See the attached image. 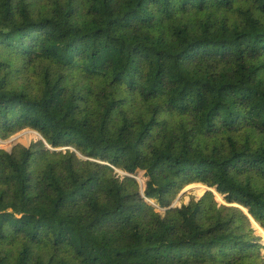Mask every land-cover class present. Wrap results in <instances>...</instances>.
Masks as SVG:
<instances>
[{"label":"trees","instance_id":"trees-1","mask_svg":"<svg viewBox=\"0 0 264 264\" xmlns=\"http://www.w3.org/2000/svg\"><path fill=\"white\" fill-rule=\"evenodd\" d=\"M25 129L0 264H264V0H0V139Z\"/></svg>","mask_w":264,"mask_h":264},{"label":"rangeland","instance_id":"rangeland-1","mask_svg":"<svg viewBox=\"0 0 264 264\" xmlns=\"http://www.w3.org/2000/svg\"><path fill=\"white\" fill-rule=\"evenodd\" d=\"M40 139H41V137H40V135H39L38 132H36L34 130H31V129H25V130H23V131L15 134V135H13L12 137H10L7 140L0 139L2 141H6L4 143H1L0 142V149H4V150L7 151L10 148H14V146H16L18 144H21L23 146H29L33 142L39 141ZM119 174L121 176H124V174L122 172H119ZM144 175H145V172L142 171V172L139 173V175L137 176V178H139L141 180V182L144 183V187H145V183H146L147 179L145 178ZM204 188H205V186H203L201 184H195V185L189 186V188H186L188 190L184 189V190H186V192L178 200V203H177L178 207H181L182 205L188 204L191 201V199H193V198L199 199L203 195V193H204ZM179 196L177 197V199L179 198ZM216 199H217V201L220 204H226V201L224 200V198L222 196H220L219 194L216 195ZM160 210L161 209L158 208V211H160ZM253 223H254L253 224V227H254V229L256 231V234L258 236L262 237V234H261V232L258 229V226L260 227V225H258L255 221H253ZM262 244H264V239L262 241Z\"/></svg>","mask_w":264,"mask_h":264},{"label":"water","instance_id":"water-1","mask_svg":"<svg viewBox=\"0 0 264 264\" xmlns=\"http://www.w3.org/2000/svg\"><path fill=\"white\" fill-rule=\"evenodd\" d=\"M13 140V139H12ZM0 142L1 143H4V142H6V141H2V140H0ZM26 147H30V145L29 146H26ZM12 149L13 148H10V149H8L7 151L8 152H12ZM137 180L139 181V183H140V185H141V188H142V192L145 190V187H144V183L143 182H141V180L139 179V178H137ZM195 185V184H194ZM189 188V187H188ZM191 188V187H190ZM193 188V187H192ZM186 190H188V189H186ZM186 190H184L181 194H180V196H179V198L176 200V202L174 203V204H172L171 205V207L169 208V209H171V208H176V207H178V205H177V203H178V200L180 199V197L186 192ZM207 190H210L209 188H207V187H205L204 188V193H203V195L207 192ZM212 191H214V190H212ZM214 193H215V191H214ZM216 194V193H215ZM202 195V196H203ZM217 195V194H216ZM201 196V197H202ZM200 197V198H201ZM189 204V203H188ZM245 210V212L248 214V210H246V209H244Z\"/></svg>","mask_w":264,"mask_h":264}]
</instances>
